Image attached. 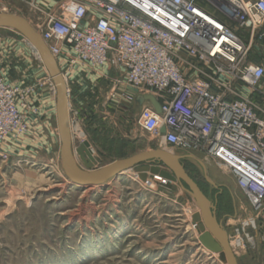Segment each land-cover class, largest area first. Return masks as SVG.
Wrapping results in <instances>:
<instances>
[{"label":"rangeland","instance_id":"1","mask_svg":"<svg viewBox=\"0 0 264 264\" xmlns=\"http://www.w3.org/2000/svg\"><path fill=\"white\" fill-rule=\"evenodd\" d=\"M17 7L0 13L21 16L35 30L39 28L40 6L27 2ZM5 32L13 34L0 30V67L7 66L14 81H4L23 90L22 114L33 120L30 123L26 117V132L11 133L0 141V264H223L199 243L191 224L197 209L177 184L162 189L151 180L146 186L129 170L105 187L66 189L55 111L42 103L48 89L56 98L52 81L44 67L41 78L37 74L30 78L40 61L24 39L19 43L14 37L6 39ZM257 48L255 41L254 62ZM84 68L73 74L59 67L69 93L71 147L88 142L98 158L95 167L160 149L159 140L136 125L140 106L118 98L112 70ZM128 105L133 109L122 121L118 110ZM188 155L187 171L216 202V219L238 264H264V206L254 211L233 177L205 165L201 153ZM196 159L204 163L205 172ZM239 238L242 245L237 247Z\"/></svg>","mask_w":264,"mask_h":264},{"label":"built area","instance_id":"2","mask_svg":"<svg viewBox=\"0 0 264 264\" xmlns=\"http://www.w3.org/2000/svg\"><path fill=\"white\" fill-rule=\"evenodd\" d=\"M36 32L60 69H115L118 98L143 101L140 131L203 154L263 209L264 67L251 50L264 39V0H60ZM24 105L0 75V141L26 132Z\"/></svg>","mask_w":264,"mask_h":264},{"label":"water","instance_id":"3","mask_svg":"<svg viewBox=\"0 0 264 264\" xmlns=\"http://www.w3.org/2000/svg\"><path fill=\"white\" fill-rule=\"evenodd\" d=\"M0 29L12 31V36L26 41L53 83L56 94L55 125L59 137L60 167L67 180V190L72 187L82 190L105 187L110 180L129 170H134L141 182L156 175L165 178L179 185L196 207L197 211L191 216V224L198 234L201 246L217 254L218 260L223 264H238L228 236L216 219V203L210 201L197 182L185 172L178 156L164 149H154L95 167L98 158L88 142H82L76 148L71 147L67 84L39 33L23 17L3 12L0 13ZM146 100L158 111L159 105L154 98L148 96ZM164 132L165 129L162 128L160 133ZM205 180L217 188L206 176Z\"/></svg>","mask_w":264,"mask_h":264},{"label":"crops","instance_id":"4","mask_svg":"<svg viewBox=\"0 0 264 264\" xmlns=\"http://www.w3.org/2000/svg\"><path fill=\"white\" fill-rule=\"evenodd\" d=\"M60 0H0V10H6L5 8H7V7H13V8H18L17 7V5L18 4H21V5H24V4H27V2H29V3H31V4H37L38 6H40L41 7V16H42V18L40 19V20H38L37 22H38V24H40V26L43 24V22H44V20L46 19V15L48 14V13H52L55 9H56V6L58 5V2H59ZM13 5V6H12ZM18 10V9H17ZM24 17H27L26 15H23ZM34 20V19H33ZM36 24V23H35ZM39 26V27H40ZM38 29V28H37ZM1 30V29H0ZM6 33V39H9V38H11V37H14V36H12V34H10L9 32H5ZM15 38V37H14ZM0 39H2V37H0ZM15 40H16V42H20L21 40H18L17 38H15ZM1 40H0V51L2 50V47H1ZM257 46H258V58H257V61L255 62V63H257L258 65H261V66H263L264 67V39L263 40H260V41H258L257 42ZM1 61H0V66H1ZM40 63V62H39ZM58 66V65H57ZM85 67V66H84ZM83 66H76V67H74V68H72L70 71H72V73L73 74H77V73H79V72H81V71H84L85 70V68H84ZM109 70H112V72H113V76L115 77L117 74H118V72L115 70V69H111V68H109V67H107ZM58 69H59V67H58ZM60 71V70H59ZM0 73H1V75H2V77H3V79L5 80H10V81H14V79L13 78H11L10 77V74L8 73V69H7V66H5L4 67V69H1V67H0ZM43 73H45L44 72V70H43V66H42V64H36L35 65V67L33 68V70L30 72V78H34V77H36L37 75V77H39V78H41L42 77V75H43ZM61 73V72H60ZM37 74V75H36ZM62 75V74H61ZM66 82V81H65ZM53 84V83H52ZM261 87L262 88H264V77H263V79H262V81H261ZM46 89V88H45ZM47 90V89H46ZM51 93V94H50ZM54 95V94H53ZM52 95V92H51V90H47V94H46V96H47V98H44V99H42L43 100V104H45V103H49L51 106H52V108H53V111H55V99H54V96ZM40 97V96H39ZM45 99H46V101H45ZM45 101V102H44ZM50 101V102H49ZM69 101V100H68ZM134 105H137V106H140V109L143 107V101H142V99L141 98H138V97H136L135 98V100H134ZM152 105V104H151ZM153 106V105H152ZM50 108V107H49ZM154 108V107H153ZM130 109H133V106H131V105H128V107L127 108H121L120 110H118V114L120 115V117H121V120L122 121H124L123 120V117L125 116H127V115H129L130 114ZM52 110V109H51ZM26 117H28V121L31 123V121L33 120L32 118H33V116H31V115H29V114H27V116ZM138 117V115L135 117V118H137ZM122 121H120V123L122 124L123 122ZM55 127H56V125H54ZM139 129V128H138ZM56 135H57V131H56ZM58 136V135H57ZM159 147H160V149H164V150H166V151H168V152H171L172 154H174L175 156H178L179 158H183V157H187V158H189V156L190 155H188L189 154V152H185V151H180V150H177V149H166V148H163L160 144L158 145ZM190 153H192V152H190ZM190 159V158H189ZM198 164H199V166H200V168L202 169V165L200 164L201 162L198 160V159H196L195 160ZM203 161H205V165H207V163L208 164H210V165H214L213 163H212V161L210 160V159H208V158H206V157H204V160ZM204 165V164H203ZM204 165V166H205ZM206 168V167H205ZM203 172H205L204 171V169H203ZM203 179L205 180V177H203ZM206 181V180H205ZM207 182V181H206ZM208 183V182H207ZM209 184V183H208ZM212 186V185H211ZM181 189V188H180Z\"/></svg>","mask_w":264,"mask_h":264},{"label":"flooded vegetation","instance_id":"5","mask_svg":"<svg viewBox=\"0 0 264 264\" xmlns=\"http://www.w3.org/2000/svg\"><path fill=\"white\" fill-rule=\"evenodd\" d=\"M189 160V158H187V157H183V158H180V163L183 165V168H184V170H185V172L192 178V176H191V174H190V172L189 171H187V161ZM195 180V179H194ZM196 181V180H195ZM197 182V184H198V186L201 188V185H200V183L198 182V181H196ZM216 203V202H215Z\"/></svg>","mask_w":264,"mask_h":264},{"label":"bare ground","instance_id":"6","mask_svg":"<svg viewBox=\"0 0 264 264\" xmlns=\"http://www.w3.org/2000/svg\"><path fill=\"white\" fill-rule=\"evenodd\" d=\"M30 25V24H29ZM31 26V25H30ZM32 27V26H31ZM33 28V27H32ZM34 29V28H33ZM35 30V29H34ZM36 31V30H35ZM35 54V56H36V53H34ZM62 77H63V75H62ZM63 79L65 80V77H63ZM53 88H54V86H53ZM54 90H55V88H54ZM68 120H70V119H68ZM70 125V124H69ZM75 129V128H74ZM171 153V152H170ZM172 154V153H171ZM174 155V154H173ZM204 164V163H203ZM202 163H201V165H202V169H204V171H206V168H205V166L203 165ZM211 181V180H210ZM171 183V182H170ZM72 188H79V187H72ZM244 225V224H243ZM235 245L238 247V246H241L242 245V241H241V239L239 238V239H237L236 241H235ZM233 245L231 244V247H232ZM234 248V247H233ZM240 248V247H239Z\"/></svg>","mask_w":264,"mask_h":264}]
</instances>
